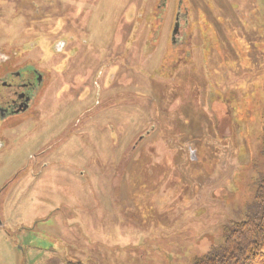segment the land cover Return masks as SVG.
<instances>
[{"label": "rangeland", "instance_id": "obj_1", "mask_svg": "<svg viewBox=\"0 0 264 264\" xmlns=\"http://www.w3.org/2000/svg\"><path fill=\"white\" fill-rule=\"evenodd\" d=\"M158 1L0 0V73L47 75L0 121V264H194L259 211L264 0H183L177 43Z\"/></svg>", "mask_w": 264, "mask_h": 264}, {"label": "flooded vegetation", "instance_id": "obj_2", "mask_svg": "<svg viewBox=\"0 0 264 264\" xmlns=\"http://www.w3.org/2000/svg\"><path fill=\"white\" fill-rule=\"evenodd\" d=\"M158 2L161 10L166 11L169 0H159ZM190 12L189 6L183 0H175L173 21L176 20L178 23V31L174 36L175 43L179 42L182 35L185 34L184 28L188 24ZM33 47L35 46L30 44L24 46L22 50ZM66 47L67 43L64 40L55 41L51 46L53 56L62 55L61 58L67 59L66 55L62 54ZM0 56H2L0 63L8 60V57H5L1 52ZM39 65L38 62L28 61L15 69H3L0 73V121H9L12 117L28 113L32 109L35 95L47 79L44 69ZM9 125L11 126V124ZM0 137L6 139L2 130Z\"/></svg>", "mask_w": 264, "mask_h": 264}, {"label": "trees", "instance_id": "obj_3", "mask_svg": "<svg viewBox=\"0 0 264 264\" xmlns=\"http://www.w3.org/2000/svg\"><path fill=\"white\" fill-rule=\"evenodd\" d=\"M255 198L259 211L236 223L221 246L197 258L194 264H264V181Z\"/></svg>", "mask_w": 264, "mask_h": 264}, {"label": "crops", "instance_id": "obj_4", "mask_svg": "<svg viewBox=\"0 0 264 264\" xmlns=\"http://www.w3.org/2000/svg\"><path fill=\"white\" fill-rule=\"evenodd\" d=\"M52 264H67V262L66 261H64L63 259H60L58 256H53L52 255ZM33 264H36V262L35 263H33Z\"/></svg>", "mask_w": 264, "mask_h": 264}, {"label": "water", "instance_id": "obj_5", "mask_svg": "<svg viewBox=\"0 0 264 264\" xmlns=\"http://www.w3.org/2000/svg\"><path fill=\"white\" fill-rule=\"evenodd\" d=\"M178 31V23L176 22L175 25H174V28L172 30V41L174 42V36H175V33H177Z\"/></svg>", "mask_w": 264, "mask_h": 264}]
</instances>
